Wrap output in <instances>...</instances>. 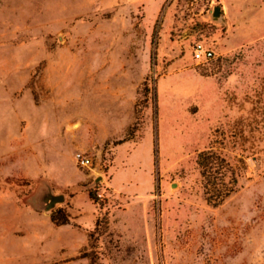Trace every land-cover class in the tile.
Wrapping results in <instances>:
<instances>
[{
  "label": "rangeland",
  "instance_id": "374dc122",
  "mask_svg": "<svg viewBox=\"0 0 264 264\" xmlns=\"http://www.w3.org/2000/svg\"><path fill=\"white\" fill-rule=\"evenodd\" d=\"M0 264H264V0H0Z\"/></svg>",
  "mask_w": 264,
  "mask_h": 264
},
{
  "label": "trees",
  "instance_id": "16d2710c",
  "mask_svg": "<svg viewBox=\"0 0 264 264\" xmlns=\"http://www.w3.org/2000/svg\"><path fill=\"white\" fill-rule=\"evenodd\" d=\"M198 165L201 168L207 202L214 206L220 205L234 192V189L230 188L231 182L227 181L228 164L226 159L213 152H205L199 156ZM232 180L236 182L234 178ZM51 221L57 226L71 224L69 214L62 209L52 213Z\"/></svg>",
  "mask_w": 264,
  "mask_h": 264
},
{
  "label": "crops",
  "instance_id": "0c3cea01",
  "mask_svg": "<svg viewBox=\"0 0 264 264\" xmlns=\"http://www.w3.org/2000/svg\"><path fill=\"white\" fill-rule=\"evenodd\" d=\"M246 10H247L246 6H244V5H239L238 6V11L240 13V17H241L242 21L253 22V20L250 19L252 16L248 12H246ZM47 219L50 220V222L52 223V227L54 228V230L57 233L66 234L67 235L64 238H62L63 244L68 246L69 249L74 248L76 246V244L78 243L76 238L81 236V234H82V229L83 228L80 227V223H82L81 222L82 217H80L79 219L74 218V217L71 218V224L65 225V226H57V225H55L51 221V216H49ZM87 232H88V230H86L84 232V234H87Z\"/></svg>",
  "mask_w": 264,
  "mask_h": 264
},
{
  "label": "built area",
  "instance_id": "2783aa9c",
  "mask_svg": "<svg viewBox=\"0 0 264 264\" xmlns=\"http://www.w3.org/2000/svg\"><path fill=\"white\" fill-rule=\"evenodd\" d=\"M192 58L198 64H206L214 58V52L204 43L199 42L193 47ZM76 159L82 167H89L91 165L90 159L83 157L80 154L76 156Z\"/></svg>",
  "mask_w": 264,
  "mask_h": 264
},
{
  "label": "water",
  "instance_id": "95a60500",
  "mask_svg": "<svg viewBox=\"0 0 264 264\" xmlns=\"http://www.w3.org/2000/svg\"><path fill=\"white\" fill-rule=\"evenodd\" d=\"M220 8H216L214 16L218 17L220 15ZM65 197L63 195H54L52 192H44L40 197V203L43 204V210L49 212L53 210L58 204L63 203Z\"/></svg>",
  "mask_w": 264,
  "mask_h": 264
}]
</instances>
